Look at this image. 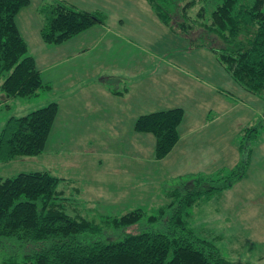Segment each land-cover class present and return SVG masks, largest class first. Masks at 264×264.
<instances>
[{
	"label": "rangeland",
	"instance_id": "374dc122",
	"mask_svg": "<svg viewBox=\"0 0 264 264\" xmlns=\"http://www.w3.org/2000/svg\"><path fill=\"white\" fill-rule=\"evenodd\" d=\"M57 1L30 0L17 16L27 54L51 87L5 100L0 129L8 118L51 102L58 115L44 151L0 162V177L50 172L60 179L57 202L73 217L99 222L137 208L151 215L169 203L165 190L176 186L178 176L232 170L244 142L251 148L244 177L194 205L187 220L232 263L264 264V100L236 82L217 54L190 48L145 0H64L103 11L107 22L75 36L67 50L68 43L45 44L40 9ZM75 50L83 52L70 58ZM175 107L184 110L180 139L156 160L154 136L135 132L134 122ZM250 128L258 135L248 140ZM166 219L138 229H164Z\"/></svg>",
	"mask_w": 264,
	"mask_h": 264
},
{
	"label": "trees",
	"instance_id": "16d2710c",
	"mask_svg": "<svg viewBox=\"0 0 264 264\" xmlns=\"http://www.w3.org/2000/svg\"><path fill=\"white\" fill-rule=\"evenodd\" d=\"M145 1L162 24L189 40L190 48L217 54L236 82L264 100V0ZM29 4L0 0V78L9 73L0 85L5 95L0 104L35 97L51 87L27 54L17 25L18 14ZM40 11L45 15L40 28L45 44L60 45L107 22L103 11L80 9L64 0ZM58 111V104L51 102L8 118L0 129V162L41 154ZM183 119L179 107L142 114L134 131L154 136V158L160 160L178 143ZM257 135L258 129L250 128L245 139ZM250 151L242 142L239 163L228 172L178 176L176 186L165 190L169 203L156 214L137 208L99 222L68 215L57 202L60 179L48 171L0 177V264H234L212 241L196 235L187 217L194 205L244 177ZM165 217L164 229H138L153 227Z\"/></svg>",
	"mask_w": 264,
	"mask_h": 264
},
{
	"label": "crops",
	"instance_id": "0c3cea01",
	"mask_svg": "<svg viewBox=\"0 0 264 264\" xmlns=\"http://www.w3.org/2000/svg\"><path fill=\"white\" fill-rule=\"evenodd\" d=\"M105 26V25H104ZM107 27V26H106ZM75 38V37H74ZM73 39V38H72ZM72 39H70V40H72ZM70 40H68V41H66V42H64V43H62V44H60L59 46H63V45H65V44H67ZM69 46H71L69 43H68V45H66V50L68 49V47ZM82 52H83V50H75L73 53H72V55H70L69 57L71 58V57H75V56H78V55H80V54H82ZM50 53V52H49ZM129 88H126L125 90H126V93H128L129 92V90H128ZM116 93H120V92H116ZM121 94V93H120ZM122 95V94H121ZM126 95V94H125ZM1 105H3L2 103L0 104V107H1Z\"/></svg>",
	"mask_w": 264,
	"mask_h": 264
}]
</instances>
